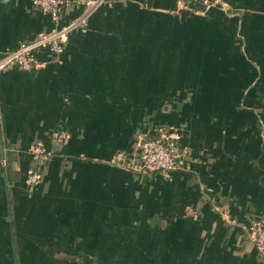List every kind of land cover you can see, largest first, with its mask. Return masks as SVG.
<instances>
[{
    "label": "crops",
    "instance_id": "1",
    "mask_svg": "<svg viewBox=\"0 0 264 264\" xmlns=\"http://www.w3.org/2000/svg\"><path fill=\"white\" fill-rule=\"evenodd\" d=\"M203 8L108 0L57 55L0 69V264H264V0ZM52 28L31 0H0V58ZM169 126L182 169L106 163ZM34 143L53 155L30 190Z\"/></svg>",
    "mask_w": 264,
    "mask_h": 264
},
{
    "label": "built area",
    "instance_id": "2",
    "mask_svg": "<svg viewBox=\"0 0 264 264\" xmlns=\"http://www.w3.org/2000/svg\"><path fill=\"white\" fill-rule=\"evenodd\" d=\"M194 1L203 3L204 8L201 11L217 2V0H175V3L178 8H187ZM31 2L42 13L49 16L53 28L43 31L34 39L21 42L17 47L5 51L0 58V69L6 66H15L23 70L36 67L39 59L35 50L38 48H46L51 55H57L64 49L69 33L85 22L90 11L99 4L108 2V0H86V10L66 22H62V12L66 0H31ZM65 135V131L58 133L60 138ZM138 137L140 139L133 158L128 159L123 154H117L112 156L110 161L122 164L133 171L155 170L163 174L184 167L188 149L181 144L176 134L170 133L169 129H159L154 134H141ZM30 153L34 162L26 171L25 180L27 185L32 188L42 178L41 165L49 151L41 143H34L30 148ZM250 235L257 251L264 257V215L252 222Z\"/></svg>",
    "mask_w": 264,
    "mask_h": 264
},
{
    "label": "trees",
    "instance_id": "3",
    "mask_svg": "<svg viewBox=\"0 0 264 264\" xmlns=\"http://www.w3.org/2000/svg\"><path fill=\"white\" fill-rule=\"evenodd\" d=\"M169 128V130H170V128H171V126H169L168 127ZM159 129H161V127H158L157 128V130H156V132H158V130ZM175 129V128H174ZM156 132H154V133H156ZM147 133H149L150 134V132H148V131H138L136 134H135V137H134V141H133V143H134V149H133V151H132V153H130V152H126V151H124V150H117L116 152H114L113 153V156L114 155H117V154H123V156L125 157V158H133L135 155V152H136V146H137V144L139 143V139H140V137H138V136H140L141 134H147ZM154 133H151V134H154ZM185 147H187V146H185ZM188 148V147H187ZM50 155V153H48V156ZM47 156V157H48ZM46 157V158H47ZM45 158V159H46ZM44 161V160H43ZM42 165H43V162H42ZM41 165V166H42ZM127 169H129V168H127ZM129 170H131V169H129ZM41 171H42V168H41ZM132 171V170H131Z\"/></svg>",
    "mask_w": 264,
    "mask_h": 264
},
{
    "label": "rangeland",
    "instance_id": "4",
    "mask_svg": "<svg viewBox=\"0 0 264 264\" xmlns=\"http://www.w3.org/2000/svg\"><path fill=\"white\" fill-rule=\"evenodd\" d=\"M131 126L130 125H127V124H123V129H122V131L121 132H124V131H126L128 128H130ZM112 135V134H111ZM50 153V155L49 156H51V155H53V152L52 151H50L49 152ZM113 156V154L112 155H110L108 158H107V164H109V165H111V164H113V163H115L114 161H110V158ZM44 161H45V159H44ZM44 161H43V163H44ZM125 167V166H124ZM125 168H127V167H125ZM42 179V178H41ZM41 179H40V181H41ZM39 181V182H40ZM38 182V183H39ZM35 186V185H34ZM33 186V187H34ZM29 187V189L30 190H32L33 189V187L32 188H30V186H27V188ZM27 194H32V195H34V191H31V192H29V193H27Z\"/></svg>",
    "mask_w": 264,
    "mask_h": 264
}]
</instances>
